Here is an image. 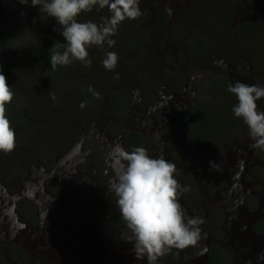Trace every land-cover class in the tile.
Listing matches in <instances>:
<instances>
[{
  "label": "rangeland",
  "instance_id": "rangeland-1",
  "mask_svg": "<svg viewBox=\"0 0 264 264\" xmlns=\"http://www.w3.org/2000/svg\"><path fill=\"white\" fill-rule=\"evenodd\" d=\"M217 1L140 0L143 15L122 22L112 48L88 49L90 66L74 62L53 71L39 54L47 39L66 43L61 26L31 0H0V34L8 35L0 41V65L11 58L17 64L8 82L16 147L0 153V186L9 190L21 170V198L34 203L11 264H137L131 230L111 191L123 163L118 150L129 148L133 129L143 133L142 147L151 156L177 165L176 178L189 189L180 203L187 216L204 220V238L183 249V264H208L202 254L215 233H223L229 251L241 246L233 240L242 234L264 238L254 233L264 208L253 206L254 196H264V176L259 180L257 171L264 151L250 147L247 126L232 111L238 101L227 91L236 81L264 86V53L252 40L264 29V0L231 4L226 23ZM107 16V8H94L78 22L101 24ZM105 51L118 54L114 71L102 64ZM117 92L122 112L114 102ZM257 104L264 110V97ZM192 109H204L217 130L187 151L174 122ZM219 208L227 215L214 229ZM236 256L235 264L255 262L248 252ZM256 258L264 264V253Z\"/></svg>",
  "mask_w": 264,
  "mask_h": 264
},
{
  "label": "clouds",
  "instance_id": "clouds-1",
  "mask_svg": "<svg viewBox=\"0 0 264 264\" xmlns=\"http://www.w3.org/2000/svg\"><path fill=\"white\" fill-rule=\"evenodd\" d=\"M28 3V0H21ZM140 0H31L33 7L39 6L45 17H54L61 26V35L66 43H57L50 55L51 68L66 67L74 62L90 66L92 60L88 49L112 48L113 39L119 27L126 20H137L143 15ZM107 8L109 16L103 23L91 20L78 22L83 13L93 9ZM118 54L105 51L102 64L106 70L114 71ZM89 91L96 98L100 93L91 87ZM227 91L237 99L233 113L247 126L250 147L264 151V110L258 109L257 101L264 97V86L249 85L236 81L229 84ZM14 92L0 71V153L10 154L16 147V133L6 116V105L13 100ZM81 108L85 107L81 103ZM123 161L111 191L117 197V206L127 227L131 230L134 251L137 257H147L148 264H158L162 257L173 249L194 246L204 238L201 225L204 220L198 216H187L180 200L189 189L176 178L177 165L163 155L153 157L144 147L131 151L119 149ZM215 164H213L214 167Z\"/></svg>",
  "mask_w": 264,
  "mask_h": 264
},
{
  "label": "flooded vegetation",
  "instance_id": "flooded-vegetation-1",
  "mask_svg": "<svg viewBox=\"0 0 264 264\" xmlns=\"http://www.w3.org/2000/svg\"><path fill=\"white\" fill-rule=\"evenodd\" d=\"M113 97L116 106L119 108L118 111H124L125 104H123V96L117 92L113 93ZM198 110L192 109L188 112H185L174 122L177 140H179V142L187 151L191 145L194 146L193 148L196 150L202 139L207 140L209 137L211 138V136H215V132L217 130L216 125H211L212 123L209 122L210 117L207 112L204 109H201L200 111ZM216 111L219 113V110ZM224 114L225 112H222V115ZM128 137L130 140L128 142L129 148L126 149L127 151H131L134 147H142V144L145 143L144 135L139 130L133 129V131L128 133ZM185 155L187 154L182 153L181 155V160L183 163H185ZM260 166V169L257 170L259 174L258 176L260 177L259 180L263 179L264 176V164H261ZM5 172L6 171H4V173ZM20 172L21 170H19L18 173L13 176V180H11V182L13 181L12 184L8 183L9 190L3 189L0 186V264H11V257L17 254V251L15 252V240L19 234L21 223H23V220L28 217V214L32 213L34 207V203L21 198L22 186H20L19 183L21 180ZM3 178H6V176L3 175ZM1 181L4 182V180ZM254 197L256 200H254L255 205L253 206L262 211V207L264 208V201H262L264 196L260 195L261 200L257 196ZM187 202L189 203V201ZM221 210L222 209L219 208V212L215 213L211 219V226L214 229L220 228L221 219L223 218L221 214L227 215V212L225 213L223 210ZM232 211H229L228 209V212ZM261 213L263 217L261 216V220L254 224V233L258 234V232H260V234L264 236V213ZM222 234L215 233V238L207 239L209 242L208 246L205 248V252L207 251V253L202 254V256L204 255L202 258L208 260V264H235L234 258L236 259V255L242 251L248 252L249 254H253L255 256V262L251 260L249 264H262L257 260L256 256H258L259 253H264V238L256 237L251 233H246L245 235L242 234L240 240H233V245L239 242L241 246L236 250L231 249L232 251H229L227 248H225V246L222 245L223 241L221 243ZM186 251L188 254L189 249ZM109 252L110 254L116 253V249L113 252L109 248ZM183 254L184 250L173 249L169 254L162 257L161 260L158 261V264H183ZM194 257H196V255H193V258L190 260H196ZM137 264H148L147 257H143L142 261H140V258L137 259Z\"/></svg>",
  "mask_w": 264,
  "mask_h": 264
},
{
  "label": "trees",
  "instance_id": "trees-1",
  "mask_svg": "<svg viewBox=\"0 0 264 264\" xmlns=\"http://www.w3.org/2000/svg\"><path fill=\"white\" fill-rule=\"evenodd\" d=\"M255 0H226L223 2V0L217 1V7H219L221 10L225 11L227 14H224L220 19L223 22H229L231 20V11H232V5L235 2H248L251 3ZM252 27H254L252 25ZM252 29V28H251ZM8 40V35L7 34H0V41H7ZM253 42H255L258 46L256 52L257 53H264V29L256 31L255 33H253ZM58 42L54 39H47L44 41L39 57L40 60L42 62V64L52 70L51 68V63H50V55L51 52L53 50H59L62 51V47L61 48H56V44ZM16 60L11 58L8 59L7 61H5L4 63H2L0 65V71H2V73L6 76L7 79V83L10 80V78L14 75L15 73V69H16ZM6 116L9 118L11 126L13 125L14 122V117H13V112L10 108V105L7 104L6 105Z\"/></svg>",
  "mask_w": 264,
  "mask_h": 264
}]
</instances>
